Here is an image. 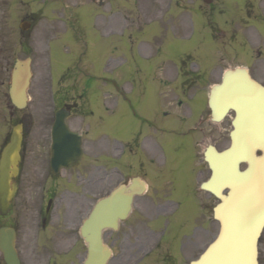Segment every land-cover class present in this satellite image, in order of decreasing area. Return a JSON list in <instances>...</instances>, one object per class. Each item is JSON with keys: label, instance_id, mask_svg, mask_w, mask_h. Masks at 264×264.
I'll return each instance as SVG.
<instances>
[{"label": "flooded vegetation", "instance_id": "af4514ba", "mask_svg": "<svg viewBox=\"0 0 264 264\" xmlns=\"http://www.w3.org/2000/svg\"><path fill=\"white\" fill-rule=\"evenodd\" d=\"M148 1L152 10L149 9L146 15L147 21L152 22L157 16L167 33L170 17L165 20L167 12L164 2L167 1L171 6L173 0ZM200 1L178 0L181 6V28H186L187 11L195 15L199 23L201 16L198 15L202 12ZM105 5L99 0L100 7ZM254 12L250 9H232L227 12V23L232 24V40L238 36V29L234 26L237 18L264 16V10L258 14ZM71 13L70 20L78 24L77 29H81V22L84 21L90 28L102 33V29L106 30L109 18L114 17L117 22V16L113 13L107 15L105 9L87 10L83 16L80 12ZM141 16L142 13L138 11L135 17L138 20ZM209 17L213 33H218V11L212 9ZM146 45L144 54L139 52V55L148 62L152 63L155 54L164 53L161 46L150 43ZM183 49L186 50L183 55L187 56V61L177 59L179 63L169 65L168 72L154 76L159 89L152 92L157 94L158 101L161 100L162 108L152 114L150 119L135 116L134 140L122 148L109 146L103 134L96 135L93 131L100 130V127L88 122V118L95 116L96 111L104 115L102 110H107L106 100L114 101L123 97L121 89L109 91L107 95L106 82L117 80L108 78L111 75L106 73L103 59L99 63L92 61V53L90 69L84 80L86 84L91 82L90 89H58L54 95L55 111L42 112V147L37 151L38 159L35 163L27 162L29 130L26 129L21 170L17 179L18 194L9 213L6 216L0 215V229L13 228L16 232L15 246L20 264H74L72 257H84L87 246L80 233L84 217L89 215L98 201L106 199L113 189L123 183L131 184L133 178L136 184L132 212L120 221L118 229H106L103 233L104 241L113 253L108 264H187V256L195 257L200 253L203 245V220L209 221L210 226L218 225L213 221L216 198L193 185L191 178L196 171L210 173L204 160L203 145L213 144L218 147L229 144L234 112H228L220 122L212 121L207 95L201 100L199 93L203 91L191 89L204 75L202 65L190 61L194 54L198 55L200 49L192 51L191 46H185V43ZM234 52L239 55V49L234 48ZM243 54L244 57L248 56L247 60L250 59V49L245 46ZM258 55H261L260 51ZM170 61L164 59L159 65L164 67ZM95 66L98 72L91 73L95 71ZM152 66L148 64L146 68ZM136 70H140L138 64ZM173 81L179 82L178 89L170 88ZM96 82L99 83L98 87L92 88ZM149 91L134 90V99L135 103L142 104L148 98V111H151L152 104L149 101L152 96L148 94ZM113 92L118 95H112ZM197 101H205V104L197 105ZM71 103L75 106L69 107ZM59 111L63 113L60 117L70 128L81 134L82 150L77 160L68 166H63V163L74 159V154L59 155L57 160L65 161L57 162V168H54L52 127ZM72 121L77 126H73ZM98 121L102 122L103 118L99 117ZM83 125L86 129L82 128ZM68 141L72 146L70 149H75L77 141ZM5 142L6 138L3 144ZM197 165L204 166L195 170ZM80 197L83 198L82 204L76 201ZM157 221H164L166 228L158 227ZM188 224L192 229H187ZM213 231L205 229V234H212ZM0 264H7L1 252Z\"/></svg>", "mask_w": 264, "mask_h": 264}, {"label": "rangeland", "instance_id": "374dc122", "mask_svg": "<svg viewBox=\"0 0 264 264\" xmlns=\"http://www.w3.org/2000/svg\"><path fill=\"white\" fill-rule=\"evenodd\" d=\"M216 1L218 9L222 8V10L226 11L233 9L230 3L233 0ZM235 1L238 3L239 9H244L242 4L243 0ZM261 1L262 9L264 10V0ZM80 2L86 4L90 2V0H0V146L8 135V132H11L13 127L24 119L25 127L29 130V135L27 137V162L29 163L33 161L35 163L37 161V151H40L42 147V131L40 130L42 111L45 107L49 110V106H42L44 101L43 94L44 92L45 94H49V91L52 89V84H55V82L57 83L60 73L65 71L68 67L75 71V65L81 61L79 64L81 71L79 73L83 71L85 67L84 62H86V56L83 52L92 53L94 55L92 59L97 63L104 58L106 60L111 58L109 60V65H112V67L117 66V71L132 76L129 77L131 80L130 83L124 85L126 89L134 90L135 76V78L140 80L135 89L145 88L150 90L148 94L152 96V100L149 101V104H152L151 111H148V98L145 99L142 104H140V102L136 103L138 111L147 117H152V114H155L158 110L155 93L152 92L157 88V83L152 81V78L148 76L151 74V71L143 70L139 73L134 71V63L135 60H137V47H139L142 42H149L150 44L160 46L159 43L164 41L166 45H162L165 47L161 59L174 60L178 58L181 52L180 43L191 41L185 43V46H192L193 49L201 48L203 65H208V63H212L211 66H216L217 64L234 65L237 62L248 63V56L246 55V57H244L243 54V45L240 44L239 47H236L237 43L235 42L226 46L225 48L227 50L225 49L226 51L224 54L222 52L219 55L217 49L223 47L212 39L207 29H202L200 37H197L196 28L190 40H184L182 39V35H175L172 32L168 34L164 33L163 36L162 30L155 27L152 29H144L141 32L136 29L132 32V35L131 33L120 32L117 29L113 30L112 33H108V31L100 33L92 29L84 36L78 35L77 40H71L68 43L55 40L59 34H51L47 29L50 25L57 22V19L65 20L67 15L65 17L63 16V18H57L58 11H54V9L58 8L59 4V9H63L65 4L71 3H74L73 7L77 8ZM65 8L67 9V6ZM106 10L120 11V14L123 15L124 18L123 26L129 28L130 26L134 27V0H114L107 5ZM173 16H175V14L169 12L166 14L165 20ZM125 18H127V21H125ZM221 19L222 18H219V21ZM257 20L261 23L259 18H257ZM22 21H28L32 24L29 30L23 31L20 28V23ZM224 21L225 19L223 22ZM65 25H67V23H65L64 26ZM254 26L252 23L249 24L248 31H250L249 35L252 38V40H250V46L253 51L254 49H260L264 52V39H259L257 29ZM129 28L126 30L129 31ZM144 28H146V26H144ZM64 32L60 35H63ZM219 35L221 36V33H219L218 36ZM163 37H165L164 40ZM222 38L224 39L227 37L224 35ZM231 47L239 49V55H236L235 52L230 50ZM256 54H254V56H256ZM27 56L32 58L33 73L29 88V103L26 108L18 109L11 102L9 96V83L16 59H23ZM220 56L222 58H219ZM255 62L256 63L251 61L249 64L252 73L257 79L264 83V58L262 57L260 60L261 64L258 63V61ZM140 63L143 64V62ZM108 70L112 71L113 69L108 67ZM77 73L76 71L73 74L75 75ZM213 79L217 81L218 77H213ZM210 81H212L211 77L203 76L196 85L199 86L200 83L205 85ZM98 85L99 83L96 82L93 88H97ZM204 85H201V87ZM82 86L83 83L78 82V88L81 89ZM107 89H114V83L108 82ZM129 94L131 95L132 93ZM205 95V90L199 93L201 100L204 99ZM197 103V105L203 106L205 101H197ZM102 106L103 104L101 107ZM106 107L107 110L105 108L102 110L104 115L96 111L95 116L88 118L89 124H96L100 127V130H93L95 131L94 133H96V135L98 133L103 134L106 139L110 140L112 145L128 142L130 136L134 133L133 112L128 110L127 104L123 101L118 104L107 102ZM99 117L103 118L102 122L98 121ZM71 124L77 126V123H74V121H72ZM196 178L197 174L191 178V182H195ZM76 201L82 204L83 198H76ZM72 213L75 214L74 210ZM157 223L158 227L163 229L166 228L164 221H157ZM202 226L203 228L207 226L204 220ZM187 229H192V226L188 224ZM187 229L185 228L186 233H188ZM106 237L108 236L106 235ZM176 243H178V240ZM188 254L189 253H187V255ZM76 263H79L78 258L76 259ZM259 264H264V233L262 235L261 250L259 252Z\"/></svg>", "mask_w": 264, "mask_h": 264}, {"label": "water", "instance_id": "95a60500", "mask_svg": "<svg viewBox=\"0 0 264 264\" xmlns=\"http://www.w3.org/2000/svg\"><path fill=\"white\" fill-rule=\"evenodd\" d=\"M30 62V59L17 60L12 73L10 97L19 108L27 105ZM213 90L214 113L222 114L233 108L236 117L230 147L222 152L210 147L206 152L212 175L202 187L220 199L215 217L220 221L221 230L201 257L190 264H258L257 243L264 227V86L247 70L237 68L226 73L222 84L215 85ZM21 129V125L14 128L0 160L2 214L8 211L16 192L12 180L18 173ZM241 163L247 165L244 170L240 168ZM111 206L109 203L101 208L98 206L82 229L89 244L84 264H106L108 261L110 255L102 244L101 233L105 226L117 225L118 217L110 214ZM1 248L13 263V252L3 243Z\"/></svg>", "mask_w": 264, "mask_h": 264}, {"label": "bare ground", "instance_id": "6f19581e", "mask_svg": "<svg viewBox=\"0 0 264 264\" xmlns=\"http://www.w3.org/2000/svg\"><path fill=\"white\" fill-rule=\"evenodd\" d=\"M128 208V203H125L123 206H121V207H119L116 211H111L112 213H110L111 215H115L116 217H118V218H116V220H118L119 218H120V214L121 213H123L124 212V210L125 209H127ZM110 219V218H109ZM117 222V221H116ZM116 224V223H115ZM113 227H115V226H112V227H107V226H105L104 228H113ZM103 228V229H104ZM102 238V237H101Z\"/></svg>", "mask_w": 264, "mask_h": 264}]
</instances>
